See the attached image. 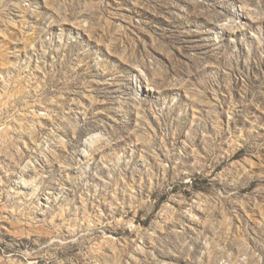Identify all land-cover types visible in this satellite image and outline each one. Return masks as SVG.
<instances>
[{"label": "rangeland", "instance_id": "obj_1", "mask_svg": "<svg viewBox=\"0 0 264 264\" xmlns=\"http://www.w3.org/2000/svg\"><path fill=\"white\" fill-rule=\"evenodd\" d=\"M0 264H264V0H0Z\"/></svg>", "mask_w": 264, "mask_h": 264}, {"label": "bare ground", "instance_id": "obj_2", "mask_svg": "<svg viewBox=\"0 0 264 264\" xmlns=\"http://www.w3.org/2000/svg\"><path fill=\"white\" fill-rule=\"evenodd\" d=\"M96 136H91L90 138H88L85 142V145L87 146L86 148H88L89 146H91L95 140H96ZM86 152V150H84Z\"/></svg>", "mask_w": 264, "mask_h": 264}]
</instances>
